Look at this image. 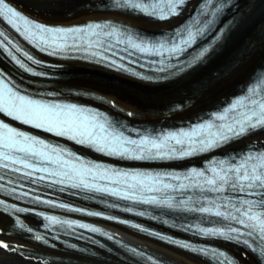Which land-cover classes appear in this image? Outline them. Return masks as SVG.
<instances>
[{"label":"snow or ice","instance_id":"obj_1","mask_svg":"<svg viewBox=\"0 0 264 264\" xmlns=\"http://www.w3.org/2000/svg\"><path fill=\"white\" fill-rule=\"evenodd\" d=\"M189 0H92L81 5L92 10H128L159 21L181 15ZM264 2V0H261ZM238 7L236 0H201L197 12L187 21L150 40L138 30L111 20L88 21L79 25H49L23 12L11 0H0V20L15 30L25 41L51 56L81 53L92 59L126 71L142 79H175L198 67L205 66L225 47L232 20L217 27L227 9ZM206 41L205 43H200ZM199 45V46H197ZM156 57L152 61L160 77L145 76L128 69L122 61L132 52ZM0 52L19 70L33 76H47L45 62L35 58L18 41L0 27ZM123 53V54H122ZM239 67L237 61L226 64L195 86L193 95L177 103L170 112L190 106L217 81ZM117 107L114 101L94 97ZM122 111V110H120ZM128 116L135 115L132 112ZM187 128L153 132L138 129L106 112L64 100L61 94L33 93L18 84L0 68V196L36 205L45 204L69 212H83L79 207L33 194L26 185L47 184L83 193L102 194L131 202L124 211L133 212L136 204L194 212L207 217L210 227H195L196 234L221 239L243 247L264 264V141H253L242 150L213 156L204 167L184 170L127 169L104 161L92 160L75 151L77 145L104 157L125 161H175L219 150L247 135L264 130V69L250 79L244 90L232 97L218 111L208 113ZM51 134L56 141L38 135ZM64 141V142H61ZM15 177V179L13 178ZM88 198H94L88 197ZM119 207L117 204L109 205ZM34 212L0 198V214L14 217L13 231H26L31 238L48 243L47 236L35 232L19 214ZM49 223L68 228L79 227L100 233L98 227L43 213ZM100 216V212H86ZM144 215V212L137 213ZM215 219H212V218ZM112 219V217H107ZM158 218V217H157ZM124 222V221H121ZM166 222V221H165ZM134 227L140 228L139 225ZM185 231L193 230L191 226ZM0 234L10 235L0 229ZM107 235L106 233H103ZM162 240L197 255L209 258L211 264H239V260L223 249L194 246L156 233ZM58 238V237H55ZM111 239V237H109ZM71 247H75L72 245ZM0 250L24 257V246L0 240ZM132 256L146 264H163L157 257L135 248H126ZM246 255V253H245ZM31 258V253L28 257Z\"/></svg>","mask_w":264,"mask_h":264},{"label":"bare ground","instance_id":"obj_2","mask_svg":"<svg viewBox=\"0 0 264 264\" xmlns=\"http://www.w3.org/2000/svg\"><path fill=\"white\" fill-rule=\"evenodd\" d=\"M28 13L39 17L47 22L54 23H79L87 19L113 17L130 21L133 25L145 30L160 32L182 22L187 14L182 17L167 21H152L141 16L125 14L112 10H92L83 8L81 5L89 0H12ZM93 3L96 0H92ZM198 0L194 1L196 4ZM237 8H228L229 14L224 19L237 16L235 27L230 31L224 49L212 57L203 66L189 71L184 76L166 80L163 82H149L127 75L121 71H114L98 64L82 62L78 60L65 61L63 68L57 70V78L46 79L50 83L66 87H79L92 90L114 101L122 108L112 107L109 103H103L82 96H76L83 100L98 103L107 109H111L118 115H122L133 121L143 122H176L178 119H187L198 115L201 110L212 107L224 97L236 93L241 83L247 82L258 67L264 62V2L261 0H237ZM3 55L0 53V58ZM3 59V58H2ZM237 61L239 67L226 78L217 81L203 95L195 98L194 102L182 111L170 112L171 105L184 103L186 98L193 95L196 85L204 79H211L214 72L222 71L226 64ZM26 77L30 78L26 74ZM33 78V77H31ZM35 79V78H34ZM73 97V96H72ZM122 110V111H120ZM132 112L135 115L128 116ZM253 141H264V132L245 137L237 143L240 146ZM207 157V156H204ZM191 161L186 162V164ZM26 218L32 222L36 219L31 216ZM13 219L7 214H0V229L7 234H0V240L15 245L24 246V258L20 255H12L0 250V264H141L130 259L125 260L118 252H107L104 257L91 256L67 250L54 248L36 242L18 231H13ZM118 230L127 238L140 243L145 248L161 254L162 257L174 264H211L208 259L184 250H178L168 246L161 241L146 237L140 233L133 232L122 227ZM229 247L230 251L239 258L240 264H259L256 256L250 251L237 245H223ZM119 249V248H117ZM246 253V255H245Z\"/></svg>","mask_w":264,"mask_h":264}]
</instances>
